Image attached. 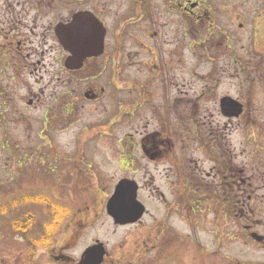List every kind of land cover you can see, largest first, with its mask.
Masks as SVG:
<instances>
[{
  "label": "rangeland",
  "instance_id": "374dc122",
  "mask_svg": "<svg viewBox=\"0 0 264 264\" xmlns=\"http://www.w3.org/2000/svg\"><path fill=\"white\" fill-rule=\"evenodd\" d=\"M167 1H153V9L163 14L156 13L142 38L146 47L133 41L125 45L119 88L111 82L113 68L106 59L77 71L66 69L68 53L52 32L45 46H19L5 17V0H0V204L49 194L72 211L50 247L32 250L31 261L29 241L41 235L48 206L31 204L1 214L0 264H64L56 261L54 248L55 254L69 257V264H78L97 240L108 251L103 264H264V251L250 246L238 227L233 229L237 233L231 258L212 253L213 226L195 224L176 206L180 189L185 200L192 201L195 187L188 180L186 187L179 185L175 176L182 158L186 169L195 160L207 159L217 135L215 125H229L227 134L239 147V160L254 152L252 145L241 144L253 141L264 122V79L257 78L261 69L256 55L260 51L264 56V0H206L208 10L202 12L209 19L197 26L183 21ZM86 6L98 10L101 2L58 0L50 14L31 17L36 19L35 30L28 35L46 34L52 22ZM111 30L110 38L115 33ZM230 33L232 58L226 49ZM22 37L27 39V34ZM113 47L110 44V52ZM147 62L152 69L165 64L169 79H161L164 73L156 69L151 72ZM262 67L264 71V59ZM151 80L147 100V90L135 91L133 85ZM226 95L246 101L242 117H223L219 102ZM161 140L167 155L152 160L151 145ZM123 178L140 186L138 198L147 208L140 222L116 224L107 213V202ZM28 212L34 224L24 238L12 222Z\"/></svg>",
  "mask_w": 264,
  "mask_h": 264
},
{
  "label": "flooded vegetation",
  "instance_id": "af4514ba",
  "mask_svg": "<svg viewBox=\"0 0 264 264\" xmlns=\"http://www.w3.org/2000/svg\"><path fill=\"white\" fill-rule=\"evenodd\" d=\"M57 1L58 0H19L17 4H14L11 0H5L3 4V6L5 5V17L10 21L9 30L12 31L19 40L17 41L18 45L29 44L31 46H45L50 39L48 36H50L51 32L53 33V37L58 41L55 32L58 23H69L77 12L90 10L105 24L107 36L104 54L98 57L88 58L85 61L83 69L87 64L93 63L98 59H106V64L109 62V64H112L113 68L111 75L113 79L111 82L114 86L117 85L121 88L117 83L122 79L121 63H125L124 59L126 57L122 55V51L126 50L125 45L133 41L136 43L140 42L138 43L140 46L146 47L147 44L143 42V40L147 37L149 26H153V22L156 21V13L157 15L163 14L159 8H157V12L153 9L152 5L154 0H124L126 3L128 2V5L124 7L118 4V0H100L101 7L98 10L87 6L86 8L74 9L68 14L69 17L63 19L59 18L57 21L52 22L48 33L36 34L35 37L31 38L28 34L35 30V26L32 27V24L36 22V19L33 18L31 20V17L50 14V11L55 9ZM85 1L86 0H59V2H76L80 4H83ZM115 2L117 7L112 8ZM169 4L174 7L173 9L176 12L182 14L183 21L189 19V21L194 22V26L200 24L204 25L205 21L209 19L207 13L202 12L204 9L208 10L205 6L206 0H168L166 5ZM108 17H110V21L107 19ZM112 27L115 33H113L112 38H110L113 31L111 30ZM26 34L27 39L22 37L26 36ZM232 38V33L226 36V48L231 58L234 52ZM110 44L114 46L111 52ZM259 52H257L256 55L258 56V68L261 70L257 78L263 80L264 71H262L263 67L261 68V66L264 56ZM145 64L149 66L151 72L156 69V71L164 73L162 77L160 76L161 79H163V77H165L164 79H169L166 73L163 72L165 64L161 63L162 67H158L160 70L156 67L160 64L153 65V69L151 68L152 65L148 64V62ZM100 69L104 70L105 68H98V70ZM92 78L97 77L93 75ZM150 84H153L152 80L151 83H149V81L144 83L139 81L134 83L133 88L135 91L142 90L140 88L147 90L144 95L148 100V98L152 96L149 90L152 88H149ZM86 96L94 97L95 95L86 93ZM40 97L41 95L38 94L37 99L40 100ZM30 100L34 102L32 99ZM238 100L243 103L245 111L247 108L246 101L244 99ZM248 102L251 104V99ZM199 106L200 105H198V107ZM164 109L165 107L163 110ZM231 119L232 118H226V120L229 121ZM213 129V132L217 135L212 137L215 142L213 141L210 143V155L207 156V159L195 160L193 162L194 166L187 169L184 167L183 158L179 162V166L175 172L177 183H179V185L183 183L186 187L185 181H191L192 187H195V190L193 191L190 189L193 191V199L189 201L185 200V194L183 190L180 189L178 195L179 200L176 206L182 207V209H180L182 216L186 217L188 220L194 219L195 224L203 221L208 222L211 227L213 226L211 232L214 235L215 247L212 253L216 256L222 255L225 260L231 258L229 256L232 254L233 235L234 232L237 233L233 231V229L236 230V227L240 229L241 235L248 240L247 242L250 246L264 251V122L262 121L260 125L257 126V137H254L253 141H247V139L243 140L241 148L252 145L254 152L247 156L249 158H242L240 160L238 159L239 153L237 152L239 147L233 145L232 135H228L231 133L229 125L223 123V126L222 124L215 125ZM197 138L202 139L203 137L198 136ZM158 142H160L159 145H157L156 141L151 145V150L153 151L150 153V158L152 160L167 155L162 148L164 140ZM203 143H205V141H203ZM200 146L202 147L203 145ZM204 146L206 148L208 147L207 144ZM208 162L211 165L207 168L206 163ZM161 198L168 206L169 202L166 196L162 194ZM234 223L236 225L233 227ZM194 229H196V227H194ZM72 239L75 240L76 238L73 237ZM165 245L166 244H164V247ZM53 250H55L53 251V255L56 257L58 263L62 262L65 264V262L68 261L67 264H69V257L63 253L55 254L57 248ZM107 256L108 254L105 257V261ZM78 264H80V262Z\"/></svg>",
  "mask_w": 264,
  "mask_h": 264
},
{
  "label": "water",
  "instance_id": "95a60500",
  "mask_svg": "<svg viewBox=\"0 0 264 264\" xmlns=\"http://www.w3.org/2000/svg\"><path fill=\"white\" fill-rule=\"evenodd\" d=\"M56 34L63 48L70 53L65 61L69 70L81 69L86 59L100 56L105 51L106 28L92 12L76 13L71 23H60L56 27ZM221 109L228 117H239L243 112L242 105L231 97L222 99ZM138 190L135 180L122 179L117 184L107 203V211L117 224L137 222L145 214L146 207L138 200ZM105 255L104 244L98 242L85 250L81 264H102Z\"/></svg>",
  "mask_w": 264,
  "mask_h": 264
},
{
  "label": "trees",
  "instance_id": "16d2710c",
  "mask_svg": "<svg viewBox=\"0 0 264 264\" xmlns=\"http://www.w3.org/2000/svg\"><path fill=\"white\" fill-rule=\"evenodd\" d=\"M45 205L48 206V220L45 219L42 223V232L39 237L33 238L29 241V251L28 255L30 261L34 258L32 253L33 249L37 247H48L53 243V237L55 233L59 230L61 224L64 222L65 218L71 215V208L59 201L54 200L50 195L46 194H35V195H24L23 197L12 199L5 203L0 204V215L8 214L12 210L27 206V205ZM13 228L24 238L28 235L29 229L34 224V217L30 215L29 212L25 215L14 220Z\"/></svg>",
  "mask_w": 264,
  "mask_h": 264
}]
</instances>
